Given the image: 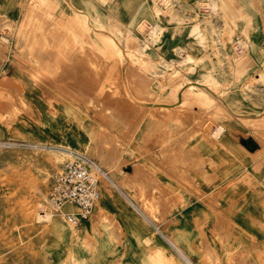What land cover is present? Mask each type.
<instances>
[{
  "label": "rangeland",
  "instance_id": "374dc122",
  "mask_svg": "<svg viewBox=\"0 0 264 264\" xmlns=\"http://www.w3.org/2000/svg\"><path fill=\"white\" fill-rule=\"evenodd\" d=\"M188 88L203 100L180 106ZM65 149L104 174L76 228L49 202ZM249 169L263 188L264 0H0V264H136L125 209L172 214L140 264H264V240L235 234ZM190 207L206 245L180 231Z\"/></svg>",
  "mask_w": 264,
  "mask_h": 264
},
{
  "label": "crops",
  "instance_id": "0c3cea01",
  "mask_svg": "<svg viewBox=\"0 0 264 264\" xmlns=\"http://www.w3.org/2000/svg\"><path fill=\"white\" fill-rule=\"evenodd\" d=\"M226 140H223V144H226ZM228 143V142H227ZM245 175L248 176V181L250 182V187L248 190H244L242 188H239L236 190V193L239 196L245 197L246 200L245 202L243 201L241 205V213L237 215L235 218L236 221V235L240 237H245L250 239L248 241V245H250L251 239H258L259 243H262L261 241L264 240V225L260 226L257 223V215L255 213V208L259 200L255 199L257 197H263L264 198V187L263 188H256V185L259 184L260 178H258L256 175H254L251 170L249 169L247 173H239L238 177L244 176L243 179L245 178ZM201 188H202V194L201 196L207 197L214 195L217 192V189H214V187H208L204 185V183H201ZM246 191V193L244 192ZM100 202V199H99ZM98 202V204H99ZM97 204V206H98ZM126 207H123L125 209ZM204 207L201 205L200 211L202 212H207L208 209H203ZM125 213V215H121L123 218L121 221H117L119 224L120 229H122L121 233H118V235L122 234L121 238H119L116 243H124L125 245L128 244H135L137 246V256L135 258V263L140 264L141 261H145L147 256L149 257L150 255V250L148 247H143L146 245V242H151L154 240L149 236V229L154 230L157 232L158 238H160L163 242L169 241L167 238L171 237L173 235L174 227L173 225V219H172V214L167 211L166 215L163 219V221L160 223H156L155 221H150L149 219L146 218V216L138 209H135V213L137 214L138 218L133 219V216L130 214V210L125 209L122 211ZM120 212V214L122 213ZM194 209L189 208L187 210L183 211V216L184 217V222L183 225L179 226L180 231L185 234L186 239H192V234H200V240H199V245H206L208 243L207 237L205 236V240L203 239L204 234L207 233V225L205 223H202L201 221H192L191 220V215L193 214ZM176 214V213H175ZM136 216V217H137ZM90 218V217H89ZM88 218V220H89ZM190 218V220H189ZM260 217H258L259 219ZM87 220V221H88ZM201 220V219H200ZM85 221V222H87ZM84 222V223H85ZM116 222V223H117ZM112 224H115L112 222ZM90 227V226H89ZM96 227V226H95ZM211 229H215L214 226H212ZM135 233L136 236L134 238H129V236H124V233ZM123 241V242H121ZM156 242V239L154 240ZM154 242V243H155ZM197 242H190V244L196 245L198 244ZM158 244V243H157ZM142 245V248H139ZM157 249H160L157 247ZM155 250V249H154ZM198 252H202V248H197L196 249ZM156 253V250H155ZM164 257V256H163ZM166 258V257H165ZM200 259L203 260V255L200 254ZM163 262L168 261L166 259H162Z\"/></svg>",
  "mask_w": 264,
  "mask_h": 264
},
{
  "label": "built area",
  "instance_id": "2783aa9c",
  "mask_svg": "<svg viewBox=\"0 0 264 264\" xmlns=\"http://www.w3.org/2000/svg\"><path fill=\"white\" fill-rule=\"evenodd\" d=\"M104 174L98 164L73 153L55 176L49 202L70 227L85 222L100 199V177Z\"/></svg>",
  "mask_w": 264,
  "mask_h": 264
},
{
  "label": "bare ground",
  "instance_id": "6f19581e",
  "mask_svg": "<svg viewBox=\"0 0 264 264\" xmlns=\"http://www.w3.org/2000/svg\"><path fill=\"white\" fill-rule=\"evenodd\" d=\"M213 4V3H212ZM212 6V5H211ZM214 6V5H213ZM216 6V5H215ZM217 9V8H216ZM213 10V9H212ZM214 11H215V9H214ZM160 13V12H159ZM161 14V13H160ZM157 17V16H156ZM142 24V23H141ZM141 24H139V25H141ZM145 25V24H144ZM248 25V24H247ZM156 26H158V25H156ZM137 27V26H136ZM138 28V27H137ZM141 28H142V26H139V29H138V31L140 30V32H141ZM143 28H144V26H143ZM248 27H246V29H247ZM154 30L152 31V28H151V36H156V31H158V27H155V25H154V28H153ZM137 30V29H136ZM160 30V29H159ZM102 31V30H101ZM105 32V31H104ZM150 34V33H149ZM158 34V33H157ZM142 51V50H141ZM122 54V53H121ZM187 59H193V57H186ZM189 60V61H190ZM196 60V59H195ZM188 61V60H187ZM194 61V60H193ZM45 66V65H44ZM191 68V67H190ZM187 69V68H186ZM47 75V74H46ZM47 76H45V73H37L34 77H33V79H32V86L34 87V88H38V87H40L48 78H46ZM47 83V82H46ZM191 88V87H190ZM190 88H188L187 90H186V92H185V95H184V97L182 96V102H180V106L184 103L185 105H187V101L188 100H190V98H192L193 96L195 97L196 96V98H197V100L199 99L200 101H201V99H202V95L203 94H201V93H199L200 91H197L196 90V92L195 91H193L192 89H190ZM197 88V87H196ZM174 91V90H173ZM172 92V91H171ZM176 92V91H175ZM172 94V93H171ZM175 94V93H174ZM173 98H175V95H174V97ZM177 98V97H176ZM175 100H177V99H175ZM196 100V101H197ZM199 100H198V102H199ZM203 100V99H202ZM178 101V100H177ZM191 101H192V99H191ZM191 101H188V102H191ZM194 101V100H193ZM192 101V102H193ZM174 102H176V101H174ZM200 105V104H199ZM163 106V105H162ZM161 107V106H160ZM164 107V106H163ZM162 107V108H163ZM185 106H183L182 108H184ZM188 107V106H187ZM186 107V108H187ZM181 108V107H180ZM181 108V109H182ZM164 109V108H163ZM167 110H168V108H166ZM202 109V108H201ZM177 110V109H176ZM211 111V110H210ZM255 118V117H254ZM257 118V117H256ZM221 129V128H220ZM220 129H218V130H216L215 131V133L216 134H219L221 131H220ZM9 144V143H8ZM247 147H251V146H249V143L247 142ZM62 154H64V155H66V156H71L72 154H73V152H71V151H69V150H67V149H65V152H61ZM108 178V177H107ZM111 179V178H110ZM107 180V179H106ZM112 181V180H111ZM114 182H116V181H114ZM117 183V182H116ZM111 184V183H110ZM113 185L115 186V187H117L118 188V186L115 184V183H113ZM119 185V184H118ZM46 216H47V214H46ZM209 216V215H208ZM48 219V218H47ZM209 219V218H208ZM172 246L176 249V250H178L179 251V249L172 243ZM180 252V251H179ZM182 256L184 257V259L186 258H188V256L187 255H185V254H183L182 253Z\"/></svg>",
  "mask_w": 264,
  "mask_h": 264
}]
</instances>
